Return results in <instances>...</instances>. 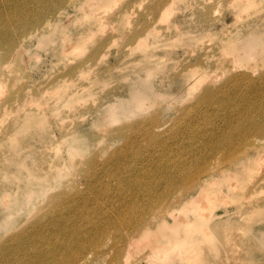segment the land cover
Wrapping results in <instances>:
<instances>
[{
  "label": "rangeland",
  "instance_id": "1",
  "mask_svg": "<svg viewBox=\"0 0 264 264\" xmlns=\"http://www.w3.org/2000/svg\"><path fill=\"white\" fill-rule=\"evenodd\" d=\"M0 35V264H264V158L228 161L264 135V0H0Z\"/></svg>",
  "mask_w": 264,
  "mask_h": 264
},
{
  "label": "bare ground",
  "instance_id": "2",
  "mask_svg": "<svg viewBox=\"0 0 264 264\" xmlns=\"http://www.w3.org/2000/svg\"><path fill=\"white\" fill-rule=\"evenodd\" d=\"M15 20H22V22L24 23L32 24L31 22H28V20L25 18V14H19V15L17 14L11 22ZM50 24H51V21L48 20L47 22L40 25L39 27L35 26L34 29L37 30L41 27H50ZM31 34L32 33H30V35ZM0 38L3 40V36L0 35ZM4 40L5 42L3 43L0 42V47L4 48L3 51L5 54V57H12L15 51V49L13 48L14 43L8 40V36H4ZM249 148H252L253 154L255 157L248 159L247 166H246L245 160H237L236 158L228 157V161L230 162V164L234 167L241 166L244 168V170H246V168H252L253 164H258V162L264 158L262 156V152L264 151V135L259 136L257 140L255 138L254 142L249 147H247L248 150ZM191 162L196 163L197 166L196 165L186 166L178 162H175V164L177 165L174 164L175 167L172 168V172L169 174V178L166 182V188H164V190L159 193V196L152 198V201L158 204L160 201H163L162 205L158 207L159 210L157 212L158 215H160L161 217H164L165 214L173 213L175 209L173 207L177 206L178 204H182L181 203V200L183 201L182 194L172 195L176 189H180L181 192L184 194H188L192 190L197 192L196 196H192L191 200L185 202L186 204H184L183 202V206H186L187 204H191L195 201L198 202L201 199H203V196L206 195L207 193L208 187L214 184L216 179L214 177L215 173H213L214 169L212 167L208 165L206 166L201 165V158H198L196 160H191ZM188 168H194V169L187 170ZM218 173L221 176H225L228 174L227 171L224 169L218 170ZM182 178L185 180V182L182 181ZM168 200H169V205H166ZM158 215H154V217ZM136 221L137 222L135 224V227L133 228V238H137L138 236H141V237H139V240L136 243H135V240H133L132 244L130 245V250L132 249V247L134 248L135 244L136 246H140L142 244L141 241H143L147 236H150L149 232L151 228L149 227V225H147L149 224V221L146 222L145 226H143V223L140 224L138 220ZM157 238L159 239L155 240L156 241L155 243H153L154 241H152V244L154 245L153 248L155 250H158V249L160 250V248L163 246H165V248L166 247L169 248L173 246L174 242L176 243V241H171V239L169 240L168 243H165L164 241H161V237L159 235L157 236ZM191 248L193 249V246H191ZM31 250H32V246L29 245L28 250L24 252V256L19 259L20 264L27 262L25 257L27 253L30 252ZM48 252L55 253L56 258H58V256H61L63 254L62 248L49 245L47 248H43V249H40L38 246H34V255L32 256H35V254L37 253L39 254V256L41 255L46 256ZM9 264H17V260H13ZM46 264H51V263H46Z\"/></svg>",
  "mask_w": 264,
  "mask_h": 264
}]
</instances>
